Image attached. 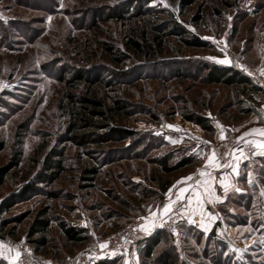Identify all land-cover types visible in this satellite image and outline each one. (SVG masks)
<instances>
[{
  "label": "rangeland",
  "instance_id": "rangeland-1",
  "mask_svg": "<svg viewBox=\"0 0 264 264\" xmlns=\"http://www.w3.org/2000/svg\"><path fill=\"white\" fill-rule=\"evenodd\" d=\"M139 5L152 10L151 14L134 18L133 8ZM169 17L185 34L168 28L156 62L127 50L126 44L142 33L159 36L155 29H162ZM0 27L6 32L0 33V144L4 146L0 166L17 155L21 160L0 189V210L15 202L10 211L0 212V225L9 221L6 230L14 228L15 236L0 232L1 240L24 241L32 257L43 258L46 264H68L86 245L66 243L56 219L72 226L88 225L90 241L141 223L137 234L130 235L113 255L120 258L114 264H157L162 253L175 257V264H264V196L260 195L264 157L240 168L236 179L241 193L230 191L222 203L206 205L218 217L208 223L207 233L200 228L198 214L195 231L187 224V216L180 220L179 241L169 223L160 226L157 220L153 227L150 220L141 219L149 215L150 207L155 211L168 201L166 194L182 177L199 178L198 170L207 158L205 146L220 141L217 125L224 127L225 136L234 137L264 128V0H197L186 8L179 6V0H0ZM117 53L128 59L113 61L120 57ZM204 65L233 67L260 91L206 85ZM76 75L100 77L101 84L74 83ZM72 95L106 107L123 101L130 116L115 123L139 135L124 144H105L99 152L91 147L93 157L70 142L60 144L69 120L63 109H69ZM246 108L253 113L244 114ZM189 112L210 120L214 133L183 120L182 114ZM63 148L65 172L52 184L38 183L48 155ZM136 154L141 159H135ZM183 158L191 159V165L172 175L160 172V163L171 167ZM89 168L99 171L94 181L83 179V171ZM248 170L254 187L247 183ZM215 176L218 179V172ZM152 177L169 182L162 196ZM27 184L37 191L19 197ZM213 187L223 197L218 183ZM120 200L132 205L129 211L118 208ZM42 208L48 209L52 225L48 248L36 253L26 233ZM15 219L20 222L14 223ZM143 224H148L146 231ZM215 224L213 237L207 238ZM158 231L166 237L153 259L142 263L139 235Z\"/></svg>",
  "mask_w": 264,
  "mask_h": 264
},
{
  "label": "trees",
  "instance_id": "trees-1",
  "mask_svg": "<svg viewBox=\"0 0 264 264\" xmlns=\"http://www.w3.org/2000/svg\"><path fill=\"white\" fill-rule=\"evenodd\" d=\"M196 1L197 0H179V6L181 8H186L193 5ZM133 9L135 14L134 18H143L151 14L152 12V10L144 8L142 5L135 6ZM127 12L130 13L129 10H126L125 13ZM168 28L179 32L181 35L185 34V32L180 29L176 22L171 17H169L168 22L164 24L162 29H155L156 33H160L161 35L159 34V36H152V38H150L146 33H142L139 39H131L126 44L127 50L132 51L137 56H142L146 60L152 59V61L156 62L157 58L163 51L164 44L161 39L168 36L166 33ZM0 30V33L6 35L4 28L0 27ZM193 43L194 45H198L197 41H194ZM109 53L111 56L114 55V51L112 49L109 50ZM117 55H120V57L114 58L113 60L117 63L121 62L124 59H128L127 56H125L126 54L124 55L121 53H117ZM202 67L203 82H205L206 85H220L225 88L240 87L245 91L248 90L253 93H257L260 91V88L252 84L249 78L243 76V74H241L233 67H220L217 65H204ZM176 75L178 77L181 76L180 72H177ZM73 81L74 83H84L87 85H91L92 87L101 84L100 77L92 79L84 75H76L73 78ZM69 98V109H63L65 115L68 116L69 120L64 134H62L59 139L60 144L64 145L70 142L78 147H81L82 149H84V152L87 155L93 157L92 153H94L95 150H91V147H97V150L99 152L102 151L100 148L105 144H124L126 141H134L139 135L137 131L120 126L115 123V120L118 118L120 119L130 116L128 105L123 101H114V104L112 106L106 107L101 102L87 97H77L76 95H72ZM242 112L244 114H249L253 113V110L246 108L243 109ZM182 119L198 125L207 134H212L215 131V127L212 125L211 121L203 117L201 114H196L193 112L184 113L182 114ZM100 130H103L104 132L99 134L98 131ZM80 131H83L84 133L79 134ZM133 144L134 143H131L129 146ZM3 147L4 146L0 144V151L3 149ZM146 148H148V146H144V149ZM64 151V148L54 150V152L48 155L43 164V171L38 177V183L52 184L63 174V172H65L63 163ZM139 155L140 154H136L135 159H141ZM20 161V155H17L12 157V159L7 164L0 166V189L4 185L5 179L8 174L19 166ZM191 163L192 161L189 158H183L171 167L168 166L167 163L162 162L160 163V172L163 174L172 175L176 171L188 167L189 165H191ZM98 172L99 171L96 168H89L87 170H84L83 179L85 181H94L96 176L98 175ZM262 175L260 177L263 178ZM161 179L162 178L152 177L150 180L151 183L157 187L160 196H162V194H164L169 187V182H163ZM36 191L37 188L35 186L33 187L31 184H27L20 189V191L18 192V196L23 198L26 195L34 194ZM47 195L50 198L55 197L53 193H48ZM113 199H115L116 201L118 200L116 197H113ZM14 205L15 202L11 201L6 204L4 208L0 210V212L10 211V209ZM131 206V204L125 203L122 200L118 202V208L122 209L123 211H129ZM56 220L58 221V229L61 232L62 237L66 243L76 246H84L88 242H90V238L84 229L69 225L64 220ZM13 222L19 223L20 219H15L13 220ZM8 225H10L9 221H3L0 225V232L7 233V235H9L10 237L15 236L14 228L6 230ZM51 225L52 218L48 213V209L46 208L40 209L29 224L26 237L28 239V242L29 240H31L29 243L32 244L36 253H39V251L42 249L48 248V237ZM217 226L218 224H215L212 231L208 233L207 238L213 237ZM190 229L195 231V228L193 226ZM153 232L145 235H139L140 238L138 240V243L139 245H142L140 248L142 263H146L153 259L155 250L161 245L163 239L166 237L164 231H158L156 233ZM119 259V257L110 259L99 258L94 264H114ZM157 264H175V257L171 256L168 253H162L158 257ZM179 264L185 263L180 262Z\"/></svg>",
  "mask_w": 264,
  "mask_h": 264
},
{
  "label": "snow or ice",
  "instance_id": "snow-or-ice-1",
  "mask_svg": "<svg viewBox=\"0 0 264 264\" xmlns=\"http://www.w3.org/2000/svg\"><path fill=\"white\" fill-rule=\"evenodd\" d=\"M163 3V0H161ZM167 7V5H165ZM51 19V17H49ZM231 19V17H229ZM203 39H213L212 37H204ZM209 60H216L214 57H206ZM217 63H230L227 59L216 60ZM242 67V66H241ZM3 87V85H0ZM219 128V139L226 140L225 129L222 125H217ZM168 128L174 129V125H167ZM235 131V130H233ZM256 137V138H249ZM236 147L232 148L230 152L225 153V157L218 156L215 150L207 155L204 162V166L201 170H198V179L194 180L192 175L182 177L169 189L168 201L157 207L155 211L149 208V215L141 217L143 221H151L152 226H156V221H160V226H164L165 223H169L173 227V234L177 236V240L180 239L179 228L183 227L180 220H183L185 216L188 217L187 224L189 226L196 223L191 217L195 215L200 216V228L204 233L208 232V223L214 221L218 217L206 209L207 204L215 205L222 203L227 198V194L235 190L240 191L235 186L234 178H239L240 167L249 156H261L264 157V128L251 129L249 132L243 133L241 136L235 137ZM207 143V142H205ZM243 144L244 147L239 145ZM247 149V151H246ZM231 159H227V157ZM212 169L213 171H209ZM219 173V179H216L215 173ZM260 177H257L259 180ZM218 183L220 189H222L223 197L217 194L213 184ZM248 183L250 186H255L252 172L248 173ZM202 189V190H201ZM261 196H264V189L261 190ZM174 197V199H173ZM179 217V220H172L171 217ZM165 217H169L166 221ZM148 224L142 225V230H147ZM101 249L107 247L106 243H101ZM6 245L0 242V259L7 261L8 264H21L22 253L11 247H7V253L5 252ZM236 249L232 252L235 253ZM227 255V254H226ZM125 264H128L126 261Z\"/></svg>",
  "mask_w": 264,
  "mask_h": 264
},
{
  "label": "built area",
  "instance_id": "built-area-1",
  "mask_svg": "<svg viewBox=\"0 0 264 264\" xmlns=\"http://www.w3.org/2000/svg\"><path fill=\"white\" fill-rule=\"evenodd\" d=\"M235 137L227 134L226 140H220L218 143L210 144L208 143L204 148V154L207 157L213 150L216 151L219 157L224 158L226 152H230L232 148L236 147ZM241 147V145H239ZM231 159V157H227ZM141 223H133L124 230L114 232L103 238L96 237L94 240L86 244V247L82 250L79 256L69 259L68 264H94L97 259H110L113 258L115 252L118 251L124 244L125 240L139 231V226ZM7 247L16 249L22 253L21 264H46L45 260L34 259L31 255L30 248L28 244L24 241H14L10 239L1 240ZM101 243H106L107 247L101 249Z\"/></svg>",
  "mask_w": 264,
  "mask_h": 264
},
{
  "label": "crops",
  "instance_id": "crops-1",
  "mask_svg": "<svg viewBox=\"0 0 264 264\" xmlns=\"http://www.w3.org/2000/svg\"><path fill=\"white\" fill-rule=\"evenodd\" d=\"M242 135V134H241ZM249 138H255V137H249ZM243 145V144H242ZM243 147H244V145H243ZM246 151H247V149H246ZM258 158H261V156H249V158L246 160V161H244L243 162V164L241 165V167H244V165H250L251 164V161L252 160H258ZM240 167V168H241ZM210 171H211V169H209ZM249 172H251V170L249 171H247V183H248V173ZM219 173H218V179H219ZM217 179V180H218ZM233 182H234V184H235V186L237 187L238 186V181H237V179L236 178H234V180H233ZM249 184V183H248ZM232 191H235V190H232ZM235 193H236V191H235ZM239 193H241V192H239ZM240 195V194H239ZM192 219H194V220H196V217L195 216H193V217H191ZM187 219H188V217L186 218V221H187ZM198 223V221L195 223V224H193V225H191V226H193V227H196V224ZM88 225H84V226H82V224H75L74 225V227H77V228H81V229H84L86 232H87V229H88V227H87ZM90 229V228H89ZM89 232H87V234H88ZM1 261H3L5 264H8V262L7 261H4V260H1Z\"/></svg>",
  "mask_w": 264,
  "mask_h": 264
}]
</instances>
